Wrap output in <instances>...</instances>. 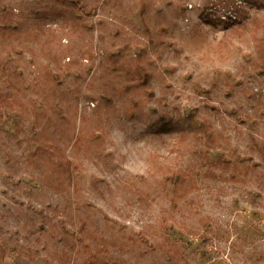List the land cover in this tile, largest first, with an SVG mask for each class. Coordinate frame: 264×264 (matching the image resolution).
<instances>
[{
	"label": "rangeland",
	"instance_id": "rangeland-1",
	"mask_svg": "<svg viewBox=\"0 0 264 264\" xmlns=\"http://www.w3.org/2000/svg\"><path fill=\"white\" fill-rule=\"evenodd\" d=\"M83 2L0 0V264H264V0Z\"/></svg>",
	"mask_w": 264,
	"mask_h": 264
},
{
	"label": "trees",
	"instance_id": "trees-1",
	"mask_svg": "<svg viewBox=\"0 0 264 264\" xmlns=\"http://www.w3.org/2000/svg\"><path fill=\"white\" fill-rule=\"evenodd\" d=\"M60 4L65 10L72 11L76 9L85 8V2L83 0H59ZM230 19H221L220 22H235L237 21L234 16H230ZM209 137L211 136V133L208 132ZM41 152H45V149H42ZM49 156H52L53 159H55V168H54V188L56 190L62 191L67 189V187L72 182L71 177V161L70 159L63 153L61 148L57 147L53 153L48 154ZM205 166L207 167V170L205 173H207L206 177L210 179L218 178L219 176L216 175L211 169L213 167H216L220 164L219 159H209L206 157L204 159ZM232 177V176H231ZM172 179V178H171ZM173 181V180H172ZM195 184L190 182L187 177L184 175L177 174L176 179L173 183L172 188V197L174 200L179 199L180 197L184 196L188 192L192 191V189L195 187ZM91 264H99L96 261L91 262ZM102 264H110V263H103Z\"/></svg>",
	"mask_w": 264,
	"mask_h": 264
}]
</instances>
